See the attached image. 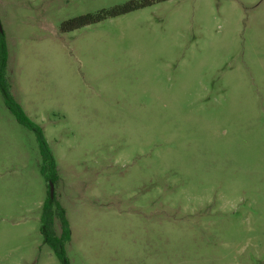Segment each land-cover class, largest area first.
I'll return each mask as SVG.
<instances>
[{
	"label": "rangeland",
	"instance_id": "obj_1",
	"mask_svg": "<svg viewBox=\"0 0 264 264\" xmlns=\"http://www.w3.org/2000/svg\"><path fill=\"white\" fill-rule=\"evenodd\" d=\"M127 1L0 0L68 264H264V0H162L60 28ZM41 164L0 92V264H62L40 232Z\"/></svg>",
	"mask_w": 264,
	"mask_h": 264
},
{
	"label": "trees",
	"instance_id": "obj_2",
	"mask_svg": "<svg viewBox=\"0 0 264 264\" xmlns=\"http://www.w3.org/2000/svg\"><path fill=\"white\" fill-rule=\"evenodd\" d=\"M158 1L162 0H129L122 5H117L109 10H101L95 14H82L65 20L61 23L60 28L62 31L74 30L84 25L98 22L107 16L122 14ZM6 66L7 46L3 33L0 31V92L6 107L12 112L18 123L35 132L42 159L40 172L47 183H55L59 176L54 156L43 136L42 128L27 117L21 105L11 94L9 83L6 78ZM55 220H58L60 224L59 234H56L54 230ZM40 232L43 236L44 242L55 252L62 264H68L65 255V243L70 239V229L65 215V210L54 196H47L42 204Z\"/></svg>",
	"mask_w": 264,
	"mask_h": 264
},
{
	"label": "water",
	"instance_id": "obj_3",
	"mask_svg": "<svg viewBox=\"0 0 264 264\" xmlns=\"http://www.w3.org/2000/svg\"><path fill=\"white\" fill-rule=\"evenodd\" d=\"M0 31H1V27H0ZM49 185V196L53 197V184L52 182H48Z\"/></svg>",
	"mask_w": 264,
	"mask_h": 264
}]
</instances>
